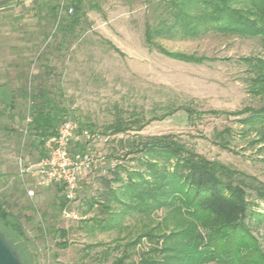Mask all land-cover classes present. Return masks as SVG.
Instances as JSON below:
<instances>
[{
    "label": "rangeland",
    "instance_id": "374dc122",
    "mask_svg": "<svg viewBox=\"0 0 264 264\" xmlns=\"http://www.w3.org/2000/svg\"><path fill=\"white\" fill-rule=\"evenodd\" d=\"M88 1L96 4V8H87L86 17L77 30L78 37L61 48H58L62 40L60 21H56L49 9L37 8L33 11L36 17H26L22 27L17 24L19 21L13 24L12 20L5 26L9 36L20 37L21 41H6L8 46H18L14 55H11V48H0V85L10 83L15 103L12 108L0 104V204L18 220L22 233H16L1 219L0 229L14 242L26 264H100L102 252L112 248L118 236L126 243L145 225L151 226L162 217L163 212H159L155 221L150 222L137 215L128 216L121 228L108 231L93 226V222L83 223L93 216L104 218L96 207L83 215L88 210L86 201L105 189L102 179L112 178L115 165L133 169L138 164L131 160L133 156L119 160L115 157L123 156L118 141L132 137L133 133L101 134L114 118L112 108L115 104L128 109L136 105L148 113L155 106L175 103L206 112L201 117L190 118L180 111L164 120L153 121L140 134L174 135L205 158L220 161L264 183V148L250 145L256 134L241 126L242 116L230 114L247 107L264 106V97L250 91L251 72L248 65L240 61L247 57L264 58V41L214 33L196 39L156 40L171 53L210 60L200 65L184 63L164 56L145 43V25L161 16L159 4L162 0ZM56 3L68 6L69 0H56L53 4ZM45 16L47 18L43 19ZM1 40L0 45L4 46ZM107 42L122 54L115 52ZM23 61V67L20 65L17 72L13 64ZM36 82L45 83L58 93L61 105L69 110L72 119H86L96 124L95 133L99 138L83 143L93 154V164L81 180L77 200L67 204L79 215L78 220L62 218L63 194L59 187H37L30 177H22L19 173L17 157L22 155L28 163H33L40 153L32 144L34 138L23 133L24 119L32 103L22 90L32 85L34 88ZM209 111H217L219 116ZM225 129L234 135L228 149L216 144L218 134ZM28 189L35 191L33 198L28 196ZM258 208L264 212L263 203ZM251 227L264 254V222L253 221ZM58 229L69 232L70 245L66 249L56 246L61 239L53 230ZM95 244L103 246L88 248ZM147 247V243L138 246L133 261L138 263L139 255ZM117 255L112 252L105 264H111Z\"/></svg>",
    "mask_w": 264,
    "mask_h": 264
},
{
    "label": "trees",
    "instance_id": "16d2710c",
    "mask_svg": "<svg viewBox=\"0 0 264 264\" xmlns=\"http://www.w3.org/2000/svg\"><path fill=\"white\" fill-rule=\"evenodd\" d=\"M96 6L88 0H69L68 6L57 4L45 7L57 22L60 21L62 40L58 48L78 37L77 30L86 17L87 8L95 9ZM159 8L162 9L161 16L145 25V43L149 48H157L164 56L180 62L200 65L210 60L171 53L156 40L196 39L214 33L264 41V0H162ZM70 9H73L72 14L68 13ZM107 43L115 52L122 54L112 43ZM240 61L247 64L251 72L250 91L263 98L264 58L247 57ZM18 64L23 67L24 61ZM36 84L34 88L33 85L29 89L25 87L22 92L32 103L28 113L32 118L28 134L34 138L32 144L40 149L39 157H43L46 154L45 140L56 135L59 125L72 116L61 105L58 93L50 90L45 83ZM0 104L10 108L15 106L8 86L0 89ZM112 110L114 118L105 125L101 134L118 136L133 133L132 137L118 141L123 156H114L118 160L133 156L131 160L138 161V164L133 169L115 165L111 171L112 178L102 179L105 189L97 197L86 201L88 210L83 215L93 212L96 207L104 218L93 216L83 223L88 225L93 222V226L108 231L121 228L128 216L137 215L153 222L157 213L163 214L126 243L118 236L114 246L102 252L100 264L107 263L112 252L118 255L111 264H206L214 261L220 264H264L260 241L251 227L253 221L264 222V212L258 208L260 203L264 204V183L220 161L205 158L174 135L140 134L153 121L164 120L177 112L184 111L190 118L201 117L206 112L175 103L166 107L155 106L148 113L136 105L128 109L115 104ZM209 114L219 116L217 111H209ZM230 114L242 116L239 119L241 126L256 134L250 145L264 148V106L247 107ZM74 119L80 131L88 129L95 133L96 124L86 119ZM243 135L246 137L247 132ZM233 137V132L225 129L218 134L216 144L228 149ZM76 148L86 150L81 142L76 144ZM59 188L63 194L62 211L68 201L64 188ZM0 219L16 233H22L18 220L1 204ZM53 232L61 239L56 246L59 249L68 248V230ZM144 243L148 247L139 255L137 263L133 261V255ZM99 246L103 245L95 244L88 248Z\"/></svg>",
    "mask_w": 264,
    "mask_h": 264
},
{
    "label": "built area",
    "instance_id": "2783aa9c",
    "mask_svg": "<svg viewBox=\"0 0 264 264\" xmlns=\"http://www.w3.org/2000/svg\"><path fill=\"white\" fill-rule=\"evenodd\" d=\"M73 13V9L68 11ZM32 122L30 114L24 123L23 133L28 134V125ZM99 138L97 133L88 129L80 131L78 122L72 118L65 119L58 127L56 135L44 142L45 156L36 162L28 163L22 155L17 157L19 173L22 177H30L37 187H63L68 203L76 200L81 180L93 164V154L90 148L75 149L77 143L91 142ZM29 197L35 196V191L27 190ZM64 220H78L79 215L67 205L61 212Z\"/></svg>",
    "mask_w": 264,
    "mask_h": 264
},
{
    "label": "crops",
    "instance_id": "0c3cea01",
    "mask_svg": "<svg viewBox=\"0 0 264 264\" xmlns=\"http://www.w3.org/2000/svg\"><path fill=\"white\" fill-rule=\"evenodd\" d=\"M56 0H0V39L2 38L1 41L5 42V45H0L1 49L4 48H11L12 54L14 55L13 52L18 48L16 45H10L8 46L6 41H12V40H17L21 41L20 37H11L9 36L8 32H6L5 27L8 24V21L12 20L11 22H17V24L22 27L24 26V22L26 20V17L30 18H35V13H33L34 10L38 9H43L45 7H49L51 5H54L53 3ZM59 3H56V5ZM22 23H21V22ZM9 36V37H7ZM8 48V49H9ZM14 48V49H13ZM18 51V50H17ZM19 53L21 51H18ZM21 56V55H20ZM25 55H22L21 57H24ZM26 57V56H25ZM20 64H13V68L18 72ZM9 87L10 88V83L5 82L0 85V89H3L4 87ZM13 95V93H12ZM13 101H14V95H13Z\"/></svg>",
    "mask_w": 264,
    "mask_h": 264
},
{
    "label": "water",
    "instance_id": "95a60500",
    "mask_svg": "<svg viewBox=\"0 0 264 264\" xmlns=\"http://www.w3.org/2000/svg\"><path fill=\"white\" fill-rule=\"evenodd\" d=\"M0 264H26L16 245L0 229Z\"/></svg>",
    "mask_w": 264,
    "mask_h": 264
}]
</instances>
